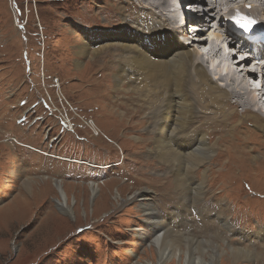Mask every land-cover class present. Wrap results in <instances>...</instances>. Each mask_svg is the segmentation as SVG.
I'll return each instance as SVG.
<instances>
[{"label":"rangeland","instance_id":"374dc122","mask_svg":"<svg viewBox=\"0 0 264 264\" xmlns=\"http://www.w3.org/2000/svg\"><path fill=\"white\" fill-rule=\"evenodd\" d=\"M140 10L128 0H0V264H145L157 262L158 246L191 263L212 254L209 242L249 253L234 262L219 250L216 264H264L263 116L231 107L221 117L228 126L197 118L194 133L209 135L216 153L194 171L203 194L185 193L149 152V101L114 81L117 53L79 54L84 31L149 23ZM74 50L79 65L66 58ZM56 184L72 207L77 197L70 218L55 207ZM25 186L36 192L31 199ZM88 186H101L94 206L82 199ZM174 232L191 243L170 242Z\"/></svg>","mask_w":264,"mask_h":264},{"label":"bare ground","instance_id":"6f19581e","mask_svg":"<svg viewBox=\"0 0 264 264\" xmlns=\"http://www.w3.org/2000/svg\"><path fill=\"white\" fill-rule=\"evenodd\" d=\"M128 1L129 4H135L139 7L141 9V15L139 16L145 15L146 20L149 19L151 24L147 23L145 19L138 18L133 22L124 20L121 26L110 32L104 30L84 31L83 33L86 35L87 40H85L86 43L83 40H79V43L83 44L81 47H77L80 50L79 54L94 53L98 55L100 50H113L117 53L113 54L114 63H119V68L114 77L116 85L120 89H125L124 86H127L126 90L138 93L139 96H145L144 98L149 101L147 105L149 109L148 123H151L148 130H151L152 142L150 143L153 145V149L149 150V152L166 165V171L170 169L178 189L185 193H193L197 197L201 196L203 190H205L203 188L205 180L202 183H198L193 178L194 171L204 168V165L210 162L209 156L214 155L216 151L209 143V135L206 133H194L196 120L198 118L203 121L206 117L205 120L209 126H212L216 123V120L224 117L226 110L231 107L238 108L241 112V117L246 113L257 114L252 110V99L249 97L247 89L243 87L242 82L255 81L254 75L247 68L252 62L257 60L254 57L256 52L264 56V49L261 51L254 50L253 53L246 52L243 55L244 58L240 57L241 53L237 52V45L244 41L231 32L224 15H221L224 6L221 0H212L209 5H207L205 0L195 1V5L204 8L202 15L208 19L204 22L201 19V15H199L200 18L193 20L194 26H197L198 30L195 32V36H191V46L188 45L190 40L188 42L179 41L181 37L189 39V35L183 28L178 27L173 32L165 25L164 20H167V16L164 14L166 12V0ZM225 1L232 3L233 7L236 8H241L243 4L251 5L252 10L247 13L252 16V19L264 17V0H252V3H247L248 0ZM216 15L218 16L216 28L212 34L206 36L203 33H205L204 28L208 24L205 25V23L215 21ZM209 30L208 28L206 32ZM255 30L263 33L264 21L256 24ZM209 37H212L213 40L208 41ZM195 38H200V43H195L193 40ZM192 45L201 47L203 51L201 53L196 52ZM228 45L233 46V48L230 49ZM245 46L252 47L253 44L245 40ZM73 54L76 56L77 52L74 50V52L68 53L66 58L73 60ZM204 57H217L223 61L221 73L225 74V71H227L228 74L224 87L218 85L199 63L198 59ZM73 61L77 63L76 65H79L76 60ZM213 78L217 79V76ZM260 92L263 93L262 97H264L263 83L261 84ZM198 111L205 115L199 117ZM258 117L264 121L263 117L259 115ZM221 121L224 125H227L228 121L224 118ZM222 123L218 124L222 126ZM92 130L94 135L98 136L94 123L92 124ZM15 142L18 144L17 141ZM29 150L31 151V149ZM201 152L204 155H201ZM197 156L199 160L196 161ZM203 170L208 171L206 168ZM55 186L58 190L57 198L54 200L55 207H59V210L62 211L61 214L68 218L74 216L75 213L77 214L78 207L74 208L78 205L77 197L72 195V207L70 197L67 191L64 190L65 186L62 184H56ZM87 189L88 196L87 198L83 196L82 199H86V202L87 199L90 200L93 206L99 203L101 201V186H88ZM24 190L29 192L30 199L36 193L32 187L25 186ZM20 195H24V193ZM26 196L24 195L23 198ZM142 196L144 197V195ZM120 198L119 192L116 193V199ZM82 206L85 211L84 204ZM11 210H16V207L14 206ZM148 210H145V213L149 216L150 212ZM154 218L152 216V219ZM261 232L262 234L264 233V231ZM171 233V229L168 228V239ZM174 234L176 233L174 232ZM180 234L171 237L169 241L190 242H188L189 238H184ZM209 245L214 247L212 254L206 255L205 260L203 258H194L191 263H189L187 255L186 259L183 260L180 252L172 254L173 252L158 246V251L156 252L155 249V254L152 257H156L157 262L152 260L145 264H163L165 259L169 258H176V264H214L218 258L213 255L217 256L219 250L225 255L229 254L234 262L241 258L246 259L249 256L246 250L232 247V245L228 246V251L223 249L217 242H209ZM223 247L225 248V246Z\"/></svg>","mask_w":264,"mask_h":264},{"label":"snow or ice","instance_id":"6c2138e0","mask_svg":"<svg viewBox=\"0 0 264 264\" xmlns=\"http://www.w3.org/2000/svg\"><path fill=\"white\" fill-rule=\"evenodd\" d=\"M234 22L244 31V32H249L252 29L253 24L255 21L240 17L238 19H234Z\"/></svg>","mask_w":264,"mask_h":264}]
</instances>
